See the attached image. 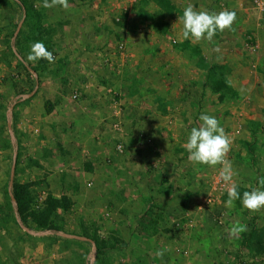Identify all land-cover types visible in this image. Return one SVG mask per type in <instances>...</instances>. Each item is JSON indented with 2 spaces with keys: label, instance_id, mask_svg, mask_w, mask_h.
Wrapping results in <instances>:
<instances>
[{
  "label": "rangeland",
  "instance_id": "obj_1",
  "mask_svg": "<svg viewBox=\"0 0 264 264\" xmlns=\"http://www.w3.org/2000/svg\"><path fill=\"white\" fill-rule=\"evenodd\" d=\"M188 4L237 19L183 40ZM68 5L0 0V264H264V207L229 206L221 165L185 150L213 115L241 196L261 187L264 0ZM36 41L54 63L27 60ZM102 49L116 66H99ZM90 72L100 83L85 89Z\"/></svg>",
  "mask_w": 264,
  "mask_h": 264
},
{
  "label": "clouds",
  "instance_id": "obj_2",
  "mask_svg": "<svg viewBox=\"0 0 264 264\" xmlns=\"http://www.w3.org/2000/svg\"><path fill=\"white\" fill-rule=\"evenodd\" d=\"M41 5L45 9L60 6L64 9L69 7L68 0H41ZM237 19L235 11H197L191 4L183 9L179 16L182 24V39L191 40L194 43L201 41H213L217 32L231 29ZM46 60L49 63L55 62V57L42 41L31 44L27 60L36 62ZM200 125L192 127L185 142V150L188 153V160L196 165L216 166L221 165L219 178L227 185V204L231 206L237 199L241 201L243 207L251 211L260 210L264 207V178L259 183L261 187L251 191L243 192L242 196L238 191L239 185L234 180V170L231 163L226 160V154L230 150L231 138L225 133L219 120L207 113H201L198 117ZM235 231L245 230V226L240 225Z\"/></svg>",
  "mask_w": 264,
  "mask_h": 264
},
{
  "label": "crops",
  "instance_id": "obj_3",
  "mask_svg": "<svg viewBox=\"0 0 264 264\" xmlns=\"http://www.w3.org/2000/svg\"><path fill=\"white\" fill-rule=\"evenodd\" d=\"M106 49V48H105ZM103 52V53H102ZM109 52V51H108ZM108 52H105V50L104 49H102V50H100V53H99V55H101L100 56V58H99V55H98V57H97V60L99 61L98 62V64H99V66L101 65V68L103 67V68H108V67H113V66H116L117 64H118V62H117V59H115V60H112V58H111V55L110 56H106L107 54H108ZM108 57H110V58H108ZM99 58V59H98ZM97 64V63H96ZM95 64V65H96ZM97 64V65H98ZM91 74H89V78L87 79V80H85V83H82V87L83 88H85V89H88V88H90V87H92V84L94 85L95 83L96 84H99L100 83V81H99V78H98V76H97V74H95V73H93V72H90ZM90 83H92V84H90ZM92 96H94V95H92ZM91 123H93L94 124V126L96 125V127H102V125H101V123L99 122V121H93V122H91ZM131 225L133 226V225H135V227L133 228L132 227V229L134 230V229H136V226H140L139 225V223L138 222H135V224H132L131 223ZM156 225H157V223H156ZM138 231V230H137ZM136 230H134V232H136V234H137V236H138V238H137V242L133 245V247H135V248H143V246L140 244L141 243V241H143L144 239H145V237H142L141 238V235L140 234H138V232H137ZM156 234V233H155ZM154 234V235H155ZM154 235L152 236V239H154ZM123 237V239H125L127 236H122ZM144 238V239H143ZM148 239V238H147Z\"/></svg>",
  "mask_w": 264,
  "mask_h": 264
},
{
  "label": "trees",
  "instance_id": "obj_4",
  "mask_svg": "<svg viewBox=\"0 0 264 264\" xmlns=\"http://www.w3.org/2000/svg\"><path fill=\"white\" fill-rule=\"evenodd\" d=\"M19 5L22 7V4L19 2ZM14 208H15V212L17 214V217L19 216L20 219L22 221H24L25 217L21 215V212L22 210L20 209L19 207V201H18V198H15V202H14ZM27 226V225H26ZM28 229H30L28 226H27Z\"/></svg>",
  "mask_w": 264,
  "mask_h": 264
},
{
  "label": "built area",
  "instance_id": "obj_5",
  "mask_svg": "<svg viewBox=\"0 0 264 264\" xmlns=\"http://www.w3.org/2000/svg\"><path fill=\"white\" fill-rule=\"evenodd\" d=\"M73 96H74V98H77L78 97V93L75 92ZM117 149H119V151H121V145H118Z\"/></svg>",
  "mask_w": 264,
  "mask_h": 264
}]
</instances>
